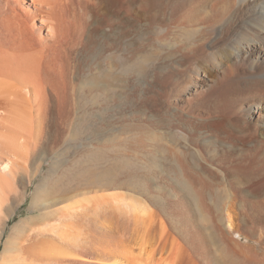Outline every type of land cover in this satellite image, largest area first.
I'll list each match as a JSON object with an SVG mask.
<instances>
[{"label":"bare ground","instance_id":"6f19581e","mask_svg":"<svg viewBox=\"0 0 264 264\" xmlns=\"http://www.w3.org/2000/svg\"><path fill=\"white\" fill-rule=\"evenodd\" d=\"M2 1L12 15L9 22L18 26L9 48L0 47V240L46 155H53L51 174L61 156L78 148V128L93 117L79 114L81 101L128 104L131 73H159L162 87L173 86L175 104L206 90L198 96L204 115L185 119L190 125L185 140L199 153L167 146L175 176L162 178L161 185L170 204L190 201L200 215L182 206L170 222L157 213L114 215L112 204L85 198L87 190L45 181L32 194L28 209L35 214L12 228L0 264H210L212 256L225 264H248L250 257L251 264H264V122L252 124L249 112L264 111V0ZM246 64L256 69L246 70ZM169 113L159 115L163 123ZM228 171L238 172L239 186L215 181ZM222 200L233 229V221L246 219L235 212L237 204L254 201L248 218L257 244L252 254L246 249V262L236 255L237 246L227 244L220 217L205 212Z\"/></svg>","mask_w":264,"mask_h":264},{"label":"rangeland","instance_id":"374dc122","mask_svg":"<svg viewBox=\"0 0 264 264\" xmlns=\"http://www.w3.org/2000/svg\"><path fill=\"white\" fill-rule=\"evenodd\" d=\"M5 8V3L0 0V47L4 50L9 48L8 45H10L11 43L10 38H12V33L15 30L14 25L18 26L17 24H14V21H12L13 23L9 22V20L12 18V15H10V13H8V11L6 10L7 8ZM8 14L9 17L7 16ZM8 23L11 25H9ZM7 25L12 29L10 30ZM249 66L250 65L246 64V70L250 69ZM254 69H256L255 66L250 70L253 71ZM153 73L146 77L136 76L133 73L130 74V88L131 91H133L129 93V98H131V100H129L128 104L120 105L119 102H116L109 107L108 105H101L100 100L96 99V101L91 100L95 101L96 104H93V106L90 107L91 101L89 99H84V101H81L82 108L79 114H86L87 116L92 115L93 117L95 115H99L102 116L104 121L99 123L100 121L95 120L93 117L92 120H90V122L88 123L86 120H83V128H78L77 131L78 135L80 136V139L78 140L79 143L77 142L78 148H72L64 155V157L61 156V161L63 158V161L59 162L62 163L60 164L61 166L58 167V169L52 171L51 174H49V167L53 162V155L50 153L46 155V159L43 161L42 167L40 168L39 172L32 179L31 183L26 187L24 200L18 205V207L15 208L14 213L10 215L9 220L4 227V233L2 234L0 240V254L4 252V243L7 241V239H9L12 228L16 226L15 224H17L22 217H27L35 214L28 209L30 203L33 200L32 194L41 191L46 183L52 184L56 180H58V185L62 184L61 186L63 188L75 186L78 189H82L84 191L87 190L86 193H84L85 198L95 197L96 199H92L94 202L112 204L114 213H117H115L114 215H135L136 213L139 216L145 217L146 215L153 216L157 213L156 215L160 216V218H166L167 221L169 220L170 222L173 217H176V210H179L180 206H182V208L185 210H192L195 216L200 215L197 212V207L189 200L188 204L173 205L171 203V205L170 201L165 200V198L163 197L161 193V185L162 178H169L171 180V178H174L175 176L173 172L174 162L172 150L169 149H174L175 147H182L181 149H183L188 147L190 150H194L196 153H199L198 146L195 147L196 145H188L187 141L185 140V137L188 138V133L190 135V125L185 123V119H197L196 117L204 115L205 110L203 106H199L201 105L202 101H198V96H200V94H204L206 86L200 88L196 94L187 96V99L183 100L182 103L178 102L177 104H175L173 98H170V95L172 94L173 96L174 94V90L172 89L173 86L171 85V83L168 82L167 85L163 84L164 86L162 87V82L160 81L161 75H157L159 73L156 74V72ZM80 77L75 78L74 81H76V83H80L86 78L85 75ZM178 78H180L178 81H181V79H183V75L178 76ZM156 79L158 80V82H160V85L158 82L156 83ZM150 83H153L152 87ZM155 84L156 86H154ZM160 86L165 89V93L161 92L162 88H160ZM144 87H146L147 89H144ZM149 87L151 89L153 88V90L149 89ZM158 87L160 88V90ZM167 88L171 89L168 90ZM80 90L82 89L80 88ZM148 93L149 95H151L150 97L147 96ZM130 94L132 97L130 96ZM145 94L148 99L145 98ZM162 95L167 98V105L165 103V98H163ZM144 100L147 102V104H145L146 102ZM195 100H197L199 103H197V101ZM163 103L164 105H162ZM189 105L190 107L189 109H187ZM97 106L99 108H96ZM137 106L139 108H137ZM195 106H197V110ZM165 111L170 112L168 116L165 115L168 124L163 123L161 117L162 113ZM253 111L254 108H251L249 110L251 114L250 121L252 122V124H261V122H264L263 109L258 113H253ZM176 112L178 113L176 114ZM174 113L175 116L173 117ZM127 114L130 116H128ZM160 114L161 116L159 118ZM178 116L184 118H179ZM173 118H175L176 122L178 123V126L176 125V127H174L176 122L175 120L173 122ZM163 119H165L164 116ZM180 119H182V121ZM171 122L172 124H170ZM183 124H185V126ZM170 125H173V128ZM67 129H70L71 131V128L69 126L67 127ZM167 146L169 147V149ZM94 151H98L100 153L99 158H91L90 154ZM177 152L179 151L177 150ZM201 161L203 162V160ZM36 165L37 162H35L31 167H35ZM208 166L214 168V166L212 165ZM163 170L164 172L162 174L161 171ZM228 172L221 173L218 179L215 180V178L214 180L219 182L222 181L223 185L225 184L226 186H230L231 188L239 186L238 172ZM203 175H206L208 177L207 172H204ZM47 176L48 178L50 177L48 180L46 179ZM53 180L54 182H52ZM39 184L42 185L40 186ZM158 186L160 187V189ZM229 190L232 191L231 189ZM248 194L250 199H255L253 195L250 194V192ZM224 201L225 200H222L220 204L209 205L207 207V211L205 212L208 215L220 217L218 225L220 226V229L224 231V234H226L225 238H228L227 241L230 239V242L228 241L227 244L234 249L237 246V249H235V252H237L236 255L239 254L238 256L240 257V259H243L242 261L246 262L248 258L247 256L249 255V252L247 250L250 249V252L252 251L250 254H252L255 249L254 246H256L257 244V242L255 241L256 232L254 229L253 221L251 222L253 218L252 215H254L253 213H255V205L251 203V201L253 200H250V204L249 202L245 204H237V206L235 207V212L237 214L241 212V214L243 213L242 215L246 216H244L246 219L248 218V216L249 218H251L252 216V218L251 220H249L248 218V220L241 219L233 221V224L236 225L235 230L229 225L227 217V206L225 205V203L223 204ZM167 202L169 204H167ZM167 208H169V210ZM153 210L156 212L154 213ZM177 228L175 227V229H173L172 225L173 230L171 229V227L170 230H172L177 235ZM243 246L246 247L243 249ZM242 250H244V253L242 252ZM244 254L246 255V260L244 259ZM243 255L244 257H242ZM210 259L212 261H210ZM210 259V264L223 263L221 260L213 258V256ZM249 262L250 263L248 264L252 263L251 257L249 259Z\"/></svg>","mask_w":264,"mask_h":264}]
</instances>
